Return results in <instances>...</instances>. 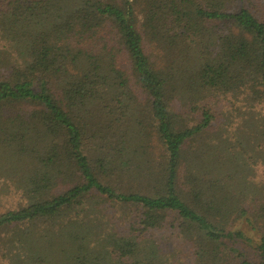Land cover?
Masks as SVG:
<instances>
[{"label": "trees", "instance_id": "obj_1", "mask_svg": "<svg viewBox=\"0 0 264 264\" xmlns=\"http://www.w3.org/2000/svg\"><path fill=\"white\" fill-rule=\"evenodd\" d=\"M259 168L264 0H0V264H264Z\"/></svg>", "mask_w": 264, "mask_h": 264}, {"label": "rangeland", "instance_id": "obj_2", "mask_svg": "<svg viewBox=\"0 0 264 264\" xmlns=\"http://www.w3.org/2000/svg\"><path fill=\"white\" fill-rule=\"evenodd\" d=\"M257 175H258V178H262V177H264V176H263V169L259 168V169L257 170ZM11 202H12V199H11ZM1 206H3V205H2V201H1ZM2 210H3L2 207H0V212H2ZM232 228H233V227H232ZM234 228L241 229L243 232L247 233V232H246V228H245L243 225L238 224V225L234 226ZM247 235L250 236L254 241H256L257 237H256L254 234H252L251 232H249V233H247ZM238 247L242 248L240 245H238ZM245 249H246V250H250V249H248V248H245ZM245 249H242V250L245 252V251H246ZM246 255H248V258H249L250 260L253 259V258H252V255H251V251H248V253H247Z\"/></svg>", "mask_w": 264, "mask_h": 264}]
</instances>
